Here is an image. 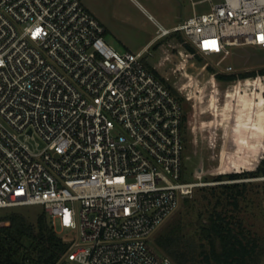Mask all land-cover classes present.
I'll return each instance as SVG.
<instances>
[{"label": "built area", "instance_id": "2783aa9c", "mask_svg": "<svg viewBox=\"0 0 264 264\" xmlns=\"http://www.w3.org/2000/svg\"><path fill=\"white\" fill-rule=\"evenodd\" d=\"M205 1L174 29L149 15L158 39L264 49V0ZM146 63L108 44L84 0H0V211L44 207L69 245L58 264H177L148 240L184 199L252 180H184L185 107Z\"/></svg>", "mask_w": 264, "mask_h": 264}, {"label": "rangeland", "instance_id": "374dc122", "mask_svg": "<svg viewBox=\"0 0 264 264\" xmlns=\"http://www.w3.org/2000/svg\"><path fill=\"white\" fill-rule=\"evenodd\" d=\"M221 2L223 0H213L214 4ZM193 3H197L196 6ZM211 8L212 3L205 0L98 1L108 44L122 54L143 52L144 59L186 101L188 124L185 130L184 180L188 182L198 181L196 176L201 175L202 182L214 183L220 175L254 171L264 158V131L259 133L253 129L262 126L264 130V78L224 82L216 77L218 74L239 75L263 69V48L232 47L228 57L193 54L185 46L186 39L183 37L182 42L173 34L162 39L159 48L144 49L158 29L149 19V14L168 27L195 13H208ZM230 67L233 70H229ZM259 80L260 90L256 93V81ZM261 178L247 182L250 183L248 198L241 203V211L237 215L243 219L247 234L259 238L264 246V180ZM217 186L199 187L184 200L200 196V188ZM205 205L203 203L194 211L191 202L183 201L176 213L148 240L150 248L159 256H167L160 253L156 239L180 220L188 225L196 222L202 216L200 213L207 217L209 209ZM12 210L23 213L33 223L46 213L42 206H30L1 210L0 218ZM70 234L69 230L64 232V235ZM73 237L78 242L80 230L73 233ZM259 264H264V255Z\"/></svg>", "mask_w": 264, "mask_h": 264}, {"label": "trees", "instance_id": "16d2710c", "mask_svg": "<svg viewBox=\"0 0 264 264\" xmlns=\"http://www.w3.org/2000/svg\"><path fill=\"white\" fill-rule=\"evenodd\" d=\"M180 41L183 36L177 34ZM190 53L197 54L189 44L185 45ZM159 47L155 46L157 49ZM146 66L159 77L166 86L179 97L185 106V100L161 77L149 64ZM212 70V69H211ZM224 82L240 79L264 77V68L259 71L239 75H216ZM256 93L260 90V80L256 81ZM262 86V83H261ZM264 93V90H263ZM188 116L185 117L187 127ZM187 129V128H186ZM263 132V127H254ZM264 177V158L254 171L220 175L217 182L238 181ZM250 183L237 182L220 184L217 187L200 188L201 195L193 200L192 209L198 210L203 203L209 210L208 216L202 213L196 222L184 225L180 220L156 239L161 254L167 255L177 264H259L264 255L261 240L245 231L244 221L238 217L241 203L248 198ZM213 209L211 210V208ZM69 245L58 235L46 213L39 216L36 223L26 215L12 210L0 218V264H58L68 251Z\"/></svg>", "mask_w": 264, "mask_h": 264}, {"label": "crops", "instance_id": "0c3cea01", "mask_svg": "<svg viewBox=\"0 0 264 264\" xmlns=\"http://www.w3.org/2000/svg\"><path fill=\"white\" fill-rule=\"evenodd\" d=\"M98 1L100 0H84V4L87 7V9L89 11H91L97 18H100V14H99V9H98ZM152 15V14H149ZM154 16V15H152ZM155 17V16H154ZM150 19V18H149ZM155 19L158 21V19L155 17ZM151 20V19H150ZM186 19H182L181 22L179 24H174V25H169L168 27L165 26L164 24H162L160 21H158L161 25H163L164 27L168 28V29H174L175 27L179 26L183 21H185ZM101 21V20H100ZM153 21V20H152ZM155 26L157 27V24L155 23V21H153ZM158 28V27H157ZM158 30V29H157ZM106 35H107V30H106ZM160 41L157 37V34L151 38V40L148 42V44L145 46L144 49L150 48L151 47H155V46H160ZM159 48V47H158Z\"/></svg>", "mask_w": 264, "mask_h": 264}, {"label": "snow or ice", "instance_id": "6c2138e0", "mask_svg": "<svg viewBox=\"0 0 264 264\" xmlns=\"http://www.w3.org/2000/svg\"><path fill=\"white\" fill-rule=\"evenodd\" d=\"M259 39H260L261 42H264V36L259 37Z\"/></svg>", "mask_w": 264, "mask_h": 264}]
</instances>
